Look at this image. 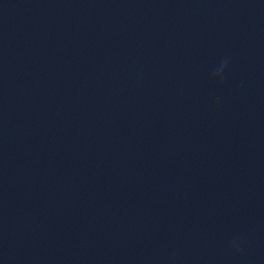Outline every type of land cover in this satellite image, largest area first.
<instances>
[{
  "label": "clouds",
  "instance_id": "9594fccd",
  "mask_svg": "<svg viewBox=\"0 0 264 264\" xmlns=\"http://www.w3.org/2000/svg\"><path fill=\"white\" fill-rule=\"evenodd\" d=\"M227 63V61L225 60L221 65H220V67L216 70V72H214L213 73V76H212V78H217L219 75H220V73L223 71V68H224V65Z\"/></svg>",
  "mask_w": 264,
  "mask_h": 264
}]
</instances>
